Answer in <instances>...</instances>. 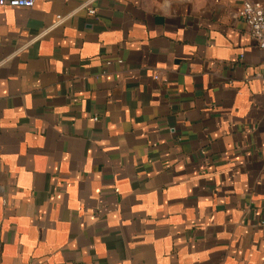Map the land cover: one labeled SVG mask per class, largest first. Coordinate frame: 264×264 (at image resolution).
Listing matches in <instances>:
<instances>
[{
	"label": "crops",
	"instance_id": "crops-1",
	"mask_svg": "<svg viewBox=\"0 0 264 264\" xmlns=\"http://www.w3.org/2000/svg\"><path fill=\"white\" fill-rule=\"evenodd\" d=\"M244 1L0 8V264H264Z\"/></svg>",
	"mask_w": 264,
	"mask_h": 264
},
{
	"label": "built area",
	"instance_id": "built-area-1",
	"mask_svg": "<svg viewBox=\"0 0 264 264\" xmlns=\"http://www.w3.org/2000/svg\"><path fill=\"white\" fill-rule=\"evenodd\" d=\"M36 0H0L1 7L26 8L31 9L35 6ZM94 14L93 10H90ZM240 16L248 26L249 35L255 45L264 50V5L251 1H244L240 11ZM59 20L62 21L61 17ZM264 225V221L262 222Z\"/></svg>",
	"mask_w": 264,
	"mask_h": 264
}]
</instances>
